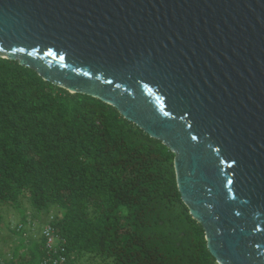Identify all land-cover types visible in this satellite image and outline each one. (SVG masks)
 I'll return each instance as SVG.
<instances>
[{"label":"water","instance_id":"obj_1","mask_svg":"<svg viewBox=\"0 0 264 264\" xmlns=\"http://www.w3.org/2000/svg\"><path fill=\"white\" fill-rule=\"evenodd\" d=\"M0 57L160 141L217 264H264V0H0Z\"/></svg>","mask_w":264,"mask_h":264},{"label":"trees","instance_id":"obj_2","mask_svg":"<svg viewBox=\"0 0 264 264\" xmlns=\"http://www.w3.org/2000/svg\"><path fill=\"white\" fill-rule=\"evenodd\" d=\"M23 199L64 247L58 264H217L165 145L111 105L0 57V205L25 222ZM12 228L19 245L0 264H43L37 229L26 239Z\"/></svg>","mask_w":264,"mask_h":264},{"label":"built area","instance_id":"obj_3","mask_svg":"<svg viewBox=\"0 0 264 264\" xmlns=\"http://www.w3.org/2000/svg\"><path fill=\"white\" fill-rule=\"evenodd\" d=\"M14 229L17 232L23 231L24 238H27L33 230L35 231L37 229V234L42 236L44 240L45 257L42 261L43 264H58L66 259L64 255L59 254V251H64V247L60 245L59 238L55 234L50 222L43 224L42 227L38 229L35 220L28 214L25 222H17ZM32 236L35 237L36 234L33 233Z\"/></svg>","mask_w":264,"mask_h":264},{"label":"rangeland","instance_id":"obj_4","mask_svg":"<svg viewBox=\"0 0 264 264\" xmlns=\"http://www.w3.org/2000/svg\"><path fill=\"white\" fill-rule=\"evenodd\" d=\"M20 209L26 210L27 214L30 212L32 215L34 213H37L36 210H34L29 201L26 199L22 200V204L20 206ZM0 215L2 216V222L0 224V238H3L5 243L0 242V251H6L7 247L8 249H12L15 246H18V239H17V233L11 232L12 227H15L17 224V221L19 220V215L17 214V211L15 208L11 207L10 205H0ZM46 217L48 214H45ZM41 217H43V214H41ZM33 219L36 222L37 216L34 214ZM42 220L45 219L44 217L41 218ZM37 224V222H36ZM6 225V226H5ZM8 226V227H7ZM12 226V227H11ZM42 225L37 226L38 229H40ZM33 233L36 234V231L33 230V232L30 235H33ZM29 235V236H30ZM29 236L26 238L28 239ZM27 243V241H26Z\"/></svg>","mask_w":264,"mask_h":264}]
</instances>
